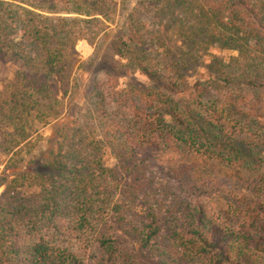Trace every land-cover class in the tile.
I'll return each mask as SVG.
<instances>
[{
  "label": "trees",
  "instance_id": "16d2710c",
  "mask_svg": "<svg viewBox=\"0 0 264 264\" xmlns=\"http://www.w3.org/2000/svg\"><path fill=\"white\" fill-rule=\"evenodd\" d=\"M150 1L181 47L171 57L139 13L120 24L112 52L153 81L113 91L123 120L97 82L87 119L62 100L76 42L109 28L115 0H0V70L14 72L0 151L64 118L41 170L6 166L0 264H264V0ZM198 67L208 78L190 81ZM198 161L251 177L249 193L215 208Z\"/></svg>",
  "mask_w": 264,
  "mask_h": 264
},
{
  "label": "rangeland",
  "instance_id": "374dc122",
  "mask_svg": "<svg viewBox=\"0 0 264 264\" xmlns=\"http://www.w3.org/2000/svg\"><path fill=\"white\" fill-rule=\"evenodd\" d=\"M115 1L117 5L112 14V22L109 28L105 29L92 42L87 39H79L75 44L74 50L77 62H75L70 74L66 93L64 95L61 93L66 107L64 115L80 113L87 119L86 107L91 104V99L88 98L89 93L94 82H97L99 90H102H100V93L104 95V100L109 109L123 114L122 119L125 120V117L129 114L127 105L124 101L116 104L118 96L114 95L113 91L127 87L148 89L153 86L151 79L138 71H132L127 65V60L124 57L114 55L110 47V39L118 33L120 24L127 20L130 13L135 12L132 15L133 17L139 13L138 17L146 23L145 25L158 28L157 36L164 41L171 57L181 47L175 29L168 26V22L161 15L153 13L150 0ZM203 69V67H198L194 71L190 70L188 72L191 78L190 81L207 79V72ZM13 75L14 72L10 68L0 70V91L4 90L6 94L8 90L9 94ZM114 79L117 81V86L112 90L109 83L113 82ZM63 119L54 120L50 124L39 128L38 135H33L32 142L23 146L20 153L17 151L10 155H3L0 151V192L5 181L13 177L6 166L32 170L42 169L48 157L56 149L57 130L60 128ZM103 158L107 166L114 163V159L108 153L104 154ZM194 160L196 159L189 153L180 155V166L188 171L187 175L196 168L192 169ZM197 167L200 169V181L210 190L211 202L215 208L223 207L227 202L235 200V197L242 193L247 194L250 189L251 177L240 176L231 167L208 161H198ZM6 174H8V177H6ZM139 257L145 264H158L157 260L149 257L146 252H141Z\"/></svg>",
  "mask_w": 264,
  "mask_h": 264
}]
</instances>
